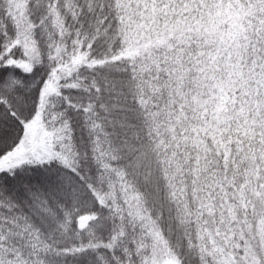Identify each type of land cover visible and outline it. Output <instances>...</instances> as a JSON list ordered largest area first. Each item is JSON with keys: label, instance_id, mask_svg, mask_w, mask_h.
<instances>
[{"label": "snow or ice", "instance_id": "obj_1", "mask_svg": "<svg viewBox=\"0 0 264 264\" xmlns=\"http://www.w3.org/2000/svg\"><path fill=\"white\" fill-rule=\"evenodd\" d=\"M0 264H264V0H0Z\"/></svg>", "mask_w": 264, "mask_h": 264}]
</instances>
